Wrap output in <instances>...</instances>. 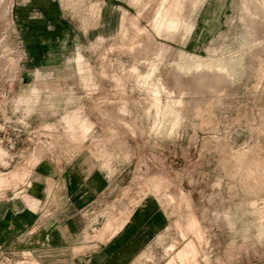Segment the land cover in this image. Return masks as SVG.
Instances as JSON below:
<instances>
[{"label": "rangeland", "instance_id": "obj_1", "mask_svg": "<svg viewBox=\"0 0 264 264\" xmlns=\"http://www.w3.org/2000/svg\"><path fill=\"white\" fill-rule=\"evenodd\" d=\"M51 168L88 187L73 253L150 201L164 224L131 264H264V0H0V203L31 233Z\"/></svg>", "mask_w": 264, "mask_h": 264}, {"label": "crops", "instance_id": "obj_2", "mask_svg": "<svg viewBox=\"0 0 264 264\" xmlns=\"http://www.w3.org/2000/svg\"><path fill=\"white\" fill-rule=\"evenodd\" d=\"M33 176L27 193L41 203L48 202L54 214L31 233L36 214L21 199H6L0 203V244L52 251L44 264H131L164 224L163 214L147 201L104 242L89 251L73 253L79 231L76 214L87 202V185L77 173L66 169H42Z\"/></svg>", "mask_w": 264, "mask_h": 264}, {"label": "bare ground", "instance_id": "obj_3", "mask_svg": "<svg viewBox=\"0 0 264 264\" xmlns=\"http://www.w3.org/2000/svg\"><path fill=\"white\" fill-rule=\"evenodd\" d=\"M88 128L84 127V130L86 131ZM183 258H184V255H183Z\"/></svg>", "mask_w": 264, "mask_h": 264}]
</instances>
